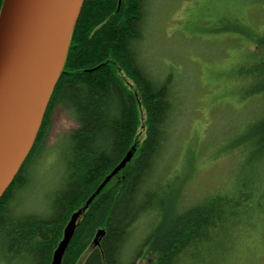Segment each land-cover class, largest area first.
Here are the masks:
<instances>
[{
    "label": "trees",
    "instance_id": "1",
    "mask_svg": "<svg viewBox=\"0 0 264 264\" xmlns=\"http://www.w3.org/2000/svg\"><path fill=\"white\" fill-rule=\"evenodd\" d=\"M145 3L83 1L37 137L0 198V248L25 264L52 263L79 209L83 211L61 264H79L87 252L83 264H137L146 248L155 253L153 264H204L205 250L226 231L233 235L264 216V109L223 150L238 151L240 157L230 187L189 203L183 180L175 205L156 202L150 184L165 161L163 149L176 135L181 115L176 98L181 93L176 75L157 79L138 58L136 47L145 37ZM2 4L0 0V11ZM250 34L254 48L237 70L247 83L242 96L264 98V31ZM58 106L78 124L66 137L62 185L54 193L49 215L15 213V196L31 181V167L45 151ZM129 151H134L132 160L85 208ZM157 208L162 209L160 221L137 243V223L154 216ZM99 230L105 232L97 239Z\"/></svg>",
    "mask_w": 264,
    "mask_h": 264
},
{
    "label": "rangeland",
    "instance_id": "2",
    "mask_svg": "<svg viewBox=\"0 0 264 264\" xmlns=\"http://www.w3.org/2000/svg\"><path fill=\"white\" fill-rule=\"evenodd\" d=\"M144 8L145 37L136 47L138 58L157 79L176 75L181 93L176 98L181 112L176 135L163 149L165 161L150 191L159 198L156 202L162 200L171 207L177 203L185 180L184 197L196 203L232 185L239 152L223 150L236 141L249 119L264 109L262 96L243 98L247 83L237 73L254 48L250 33L264 31V0H146ZM77 127L64 108L55 109L45 151L31 167L30 183L15 196V213L50 214L54 193L65 174L66 137ZM155 211L136 231L133 240L137 243L160 221L162 209ZM233 235L226 231L205 250L201 261L264 264V216L247 222ZM144 252L137 264H153L155 253L147 248ZM0 264L25 262L11 257L3 247Z\"/></svg>",
    "mask_w": 264,
    "mask_h": 264
},
{
    "label": "water",
    "instance_id": "3",
    "mask_svg": "<svg viewBox=\"0 0 264 264\" xmlns=\"http://www.w3.org/2000/svg\"><path fill=\"white\" fill-rule=\"evenodd\" d=\"M84 0H3L0 11V198L30 152L63 72ZM129 151L88 199L133 158ZM82 209L68 222L51 264H61ZM99 230L97 239L104 234Z\"/></svg>",
    "mask_w": 264,
    "mask_h": 264
},
{
    "label": "bare ground",
    "instance_id": "4",
    "mask_svg": "<svg viewBox=\"0 0 264 264\" xmlns=\"http://www.w3.org/2000/svg\"><path fill=\"white\" fill-rule=\"evenodd\" d=\"M141 65L143 66V64H142V63H141ZM143 67H144V66H143ZM167 145H169V144H167ZM105 179H106V177H105ZM105 179H104V180H105ZM141 223H143V221H142V220H140V221L137 223V224H138V225H137V227H138V228H139V226L141 225Z\"/></svg>",
    "mask_w": 264,
    "mask_h": 264
}]
</instances>
